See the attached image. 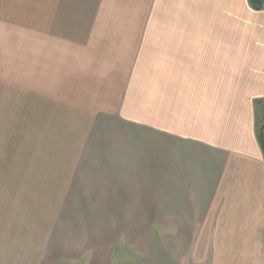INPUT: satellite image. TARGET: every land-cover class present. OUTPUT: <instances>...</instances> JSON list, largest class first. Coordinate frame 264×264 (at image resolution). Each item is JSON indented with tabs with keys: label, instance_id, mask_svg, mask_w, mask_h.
Listing matches in <instances>:
<instances>
[{
	"label": "crops",
	"instance_id": "obj_1",
	"mask_svg": "<svg viewBox=\"0 0 264 264\" xmlns=\"http://www.w3.org/2000/svg\"><path fill=\"white\" fill-rule=\"evenodd\" d=\"M256 100L264 10L249 0H0V152L15 121L18 178L58 201L39 264L247 248L264 215Z\"/></svg>",
	"mask_w": 264,
	"mask_h": 264
},
{
	"label": "rangeland",
	"instance_id": "obj_2",
	"mask_svg": "<svg viewBox=\"0 0 264 264\" xmlns=\"http://www.w3.org/2000/svg\"><path fill=\"white\" fill-rule=\"evenodd\" d=\"M253 107L255 110L253 124L257 135V128L264 112V100L261 104L256 100ZM15 124V121H10L8 150L4 153L0 152L2 154L0 159L2 156V159L7 163V168L4 169V172L2 171L3 177H1L0 172V241L3 240V250L9 256L18 252L20 258L18 264H31L33 261L34 264H37V258L35 260L33 258L37 254L39 257L42 256V261L43 257L46 256V249L43 247L36 249L32 245H40L41 243L43 246L45 244L48 234V221L54 218L50 215L51 213L48 215L50 212L48 210L58 201L48 198L53 194L49 193V185L29 182L32 180L29 177L18 178L17 174L20 171L23 175L26 173L25 169H18L16 166L24 161L27 152L23 150L30 140L23 137L20 139L17 136ZM52 210L54 211V209ZM260 218L259 228L263 230L256 233L249 232L248 237H245L247 241L243 238V242L248 244L247 248L232 247L225 249V254L220 253L215 264H264V215ZM239 236L235 239H238ZM158 237L156 236L155 240L156 238L159 240ZM56 238L50 244L52 248L56 245ZM208 250H198L199 255L196 258L193 257L192 250L187 264H211L209 262L211 259L214 260V249L209 259L206 258L200 263L193 261L194 259H202ZM14 262L10 259V264Z\"/></svg>",
	"mask_w": 264,
	"mask_h": 264
},
{
	"label": "trees",
	"instance_id": "obj_3",
	"mask_svg": "<svg viewBox=\"0 0 264 264\" xmlns=\"http://www.w3.org/2000/svg\"><path fill=\"white\" fill-rule=\"evenodd\" d=\"M252 8L257 11L264 10V0H249ZM261 104L262 100H257ZM257 138L264 158V112L257 128Z\"/></svg>",
	"mask_w": 264,
	"mask_h": 264
}]
</instances>
